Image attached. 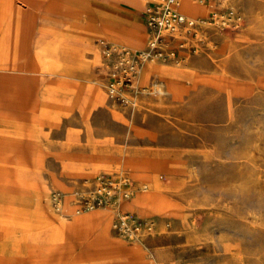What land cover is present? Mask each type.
<instances>
[{
  "label": "rangeland",
  "instance_id": "obj_1",
  "mask_svg": "<svg viewBox=\"0 0 264 264\" xmlns=\"http://www.w3.org/2000/svg\"><path fill=\"white\" fill-rule=\"evenodd\" d=\"M227 1L240 27L205 24L201 52L112 99L99 42L143 49L136 9L0 0V264H264V0ZM123 174L129 200L79 209Z\"/></svg>",
  "mask_w": 264,
  "mask_h": 264
},
{
  "label": "built area",
  "instance_id": "obj_2",
  "mask_svg": "<svg viewBox=\"0 0 264 264\" xmlns=\"http://www.w3.org/2000/svg\"><path fill=\"white\" fill-rule=\"evenodd\" d=\"M209 6L207 18H193L179 10L178 0H143L142 16L147 29L146 46L139 51L115 47L100 40L102 58L108 62L106 92L118 99L121 90L129 91L138 70L145 63L179 64L186 57L201 52L203 28L207 24L219 30H235L243 23L242 14L227 0H196ZM131 181L123 174L119 180L98 176L86 196L79 201L80 210L102 207L109 202L129 200ZM142 226L133 216L119 218L114 227L132 238ZM146 227H150L148 223Z\"/></svg>",
  "mask_w": 264,
  "mask_h": 264
},
{
  "label": "crops",
  "instance_id": "obj_3",
  "mask_svg": "<svg viewBox=\"0 0 264 264\" xmlns=\"http://www.w3.org/2000/svg\"><path fill=\"white\" fill-rule=\"evenodd\" d=\"M108 3H115L117 0H104ZM119 1H122V2H125L129 7H131L132 9H136V11H138V14L139 16L142 18L143 20V23L141 21H137L135 20L132 16H124L123 17V21L126 22L128 28L130 29H136V30H143V33L146 35V39L148 38V33H147V29L145 27V24H144V19H143V16H142V11L144 9V2L143 0H119ZM141 9V10H139ZM89 44V43H87ZM131 45L135 46L137 45V43L135 41H131L130 42ZM153 72H156V73H159V74H162V75H169V76H172L174 71L173 70H170V69H162V68H159V67H151V66H147V67H143L140 71V75H139V78H141V80H143L145 78L146 75L150 74V73H153ZM5 71L3 72L2 69H0V82H3L5 78ZM96 95H98L96 93Z\"/></svg>",
  "mask_w": 264,
  "mask_h": 264
},
{
  "label": "bare ground",
  "instance_id": "obj_4",
  "mask_svg": "<svg viewBox=\"0 0 264 264\" xmlns=\"http://www.w3.org/2000/svg\"><path fill=\"white\" fill-rule=\"evenodd\" d=\"M180 7L187 15H192L195 12H197V10H199V7L197 5H195L194 3H191L190 0H181V5L179 6V10H180ZM91 216H95V217L99 218L100 213L95 212ZM78 222H79V220L77 221V223Z\"/></svg>",
  "mask_w": 264,
  "mask_h": 264
}]
</instances>
